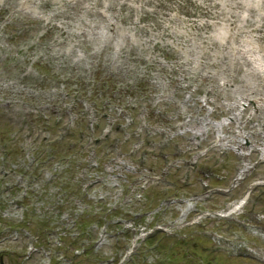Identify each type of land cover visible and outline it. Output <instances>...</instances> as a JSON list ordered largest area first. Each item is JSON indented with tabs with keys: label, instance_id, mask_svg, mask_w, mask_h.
Instances as JSON below:
<instances>
[{
	"label": "rangeland",
	"instance_id": "374dc122",
	"mask_svg": "<svg viewBox=\"0 0 264 264\" xmlns=\"http://www.w3.org/2000/svg\"><path fill=\"white\" fill-rule=\"evenodd\" d=\"M230 1L0 0L3 264H264V0Z\"/></svg>",
	"mask_w": 264,
	"mask_h": 264
},
{
	"label": "bare ground",
	"instance_id": "6f19581e",
	"mask_svg": "<svg viewBox=\"0 0 264 264\" xmlns=\"http://www.w3.org/2000/svg\"><path fill=\"white\" fill-rule=\"evenodd\" d=\"M229 3L232 4V5H235V6H238V5H242L243 4L242 1H239V0H233L232 2L230 1ZM212 4H213L214 7L217 6V2H213ZM248 9L254 10L255 8L253 6L248 5ZM200 14H201V16H204L206 18H213V19H215V18L221 17V19H223L224 21L230 19L228 22L225 23V26H224V28L226 29V33L227 34L226 35H222V37L226 41H228L230 39H233V38H236V35L238 33V30L242 27V26H238L236 24L235 18H232V19L229 18V17H231L233 15L231 12L230 13H225L222 10L221 11L216 10V12H215V10H212V9H209V8H202ZM263 17H264V15H263ZM215 23L216 22H212V21L210 23L209 22H205L203 26L216 25ZM248 24L250 26V29H249L250 31H258V30H260L261 34L258 35L257 37H255V41H261V39L264 38V21H262L260 23L261 26H253L252 23H248ZM215 41H219V40L216 39ZM259 47L263 51V56H264V44L261 43L259 45ZM260 108H261V106H256V109H260ZM247 196H248V190L241 197L240 204L241 203L243 204L245 202ZM229 207L230 208H228V211H226L227 214L236 211V209L238 208L234 204H230Z\"/></svg>",
	"mask_w": 264,
	"mask_h": 264
},
{
	"label": "trees",
	"instance_id": "16d2710c",
	"mask_svg": "<svg viewBox=\"0 0 264 264\" xmlns=\"http://www.w3.org/2000/svg\"><path fill=\"white\" fill-rule=\"evenodd\" d=\"M42 156H40L39 154H37V159H41ZM44 158V157H43Z\"/></svg>",
	"mask_w": 264,
	"mask_h": 264
},
{
	"label": "flooded vegetation",
	"instance_id": "af4514ba",
	"mask_svg": "<svg viewBox=\"0 0 264 264\" xmlns=\"http://www.w3.org/2000/svg\"><path fill=\"white\" fill-rule=\"evenodd\" d=\"M3 256V255H2ZM2 264H3V260H2Z\"/></svg>",
	"mask_w": 264,
	"mask_h": 264
}]
</instances>
